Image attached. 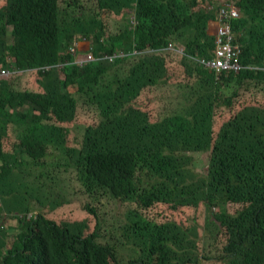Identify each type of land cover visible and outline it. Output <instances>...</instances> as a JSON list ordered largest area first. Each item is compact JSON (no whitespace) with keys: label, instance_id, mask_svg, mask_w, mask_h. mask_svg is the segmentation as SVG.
<instances>
[{"label":"trees","instance_id":"1","mask_svg":"<svg viewBox=\"0 0 264 264\" xmlns=\"http://www.w3.org/2000/svg\"><path fill=\"white\" fill-rule=\"evenodd\" d=\"M80 1L0 0V66L25 74L22 89L0 79V264H201L193 228L162 218L200 201L220 251L201 260L264 264V0H94V14ZM228 5L241 69L217 74L201 61ZM129 10L112 32L108 17ZM81 37L94 56L83 63L69 52ZM154 86L188 89L183 111L151 120L138 99ZM219 111L230 115L217 124ZM189 152L209 153L203 178ZM72 175L84 195L132 205L119 245L94 205L64 206Z\"/></svg>","mask_w":264,"mask_h":264},{"label":"rangeland","instance_id":"2","mask_svg":"<svg viewBox=\"0 0 264 264\" xmlns=\"http://www.w3.org/2000/svg\"><path fill=\"white\" fill-rule=\"evenodd\" d=\"M81 7L80 11L84 13H96L97 6L94 0H81L80 1ZM60 5H65L64 1H60ZM65 7V6H64ZM69 9V8H68ZM133 13L132 11H127L125 20L123 21H114V19L108 17L109 19V29L112 32H117L119 29L124 27V24L127 21L133 20ZM181 48V47H179ZM177 68H180L177 63ZM180 76L178 77L179 80H182V72H178ZM12 74V72H11ZM24 77L25 74L22 73H15L9 76L8 78L14 82L18 88L22 89L24 87ZM150 90V91H149ZM152 90V91H151ZM189 90L179 87V86H157L152 87L146 90L142 94V96L138 99L141 100L139 102V107L146 111L150 115V119L153 121H159L161 119L170 117L173 113L179 114L183 111L185 102H180L181 98L187 95ZM79 112L85 116H88L90 120H96V112L87 108V106L83 105L82 103L79 104L78 108ZM219 111L215 121L217 124H220L223 120L229 117V113H225L223 111L221 114ZM216 130V125H215ZM73 132L80 138L81 134L83 133V126H76ZM189 156L192 157V164L191 170L193 172L192 178L197 180L198 177L203 178L207 174L208 163H209V153L208 152H189ZM198 174V175H197ZM72 187L70 189V193L67 197L68 200H72L69 203H66L64 206H70L71 208H78L79 210L85 211V204L89 202L90 205H94L95 209L98 214H100L104 218V227L108 229V233L106 236H111L112 241L119 245L120 242H123L120 235L121 232V225L123 223V218L125 216L126 211L129 209V206L132 207L130 204H122L117 203L115 200H108L103 198L100 202L95 198H90L88 194L84 195L80 190L79 185L74 180V175H72ZM203 194V190L201 191ZM128 207V208H127ZM242 208L241 204L230 203L227 205L226 209L229 213L234 214L238 210ZM32 209L35 212H39L40 208L39 205L33 204ZM165 209L162 210V218L163 219H171L172 221L178 222L180 225L189 226L192 229L193 235L192 239L195 241V245H197V250L195 247L196 252L200 253L199 261L201 264H211L208 259H202L203 257L216 259L218 257V251L216 247V240H215V231L213 227L206 226L208 217L211 216L212 212H210L205 203L200 201L199 204L195 207H186L183 210L173 216V214L169 213L168 211L165 212ZM217 211V208L214 209ZM87 211V210H86ZM54 212L62 213L60 208H56L51 211V214ZM6 213H2V217L0 214V222L4 220ZM106 222V225H105ZM8 226L14 227L19 229V224L17 219H14L9 216L8 218ZM186 228L185 226H183ZM0 228H4L2 223L0 224ZM198 231H197V230ZM203 231V232H202ZM104 236H103V239ZM197 241V244H196ZM220 252V251H219ZM213 264H216L213 261Z\"/></svg>","mask_w":264,"mask_h":264},{"label":"built area","instance_id":"3","mask_svg":"<svg viewBox=\"0 0 264 264\" xmlns=\"http://www.w3.org/2000/svg\"><path fill=\"white\" fill-rule=\"evenodd\" d=\"M217 26L212 55L207 60H202L207 68L214 70L217 74L221 72L235 71L241 69L238 62V50L232 45L231 19L238 17V10L233 5L222 7L216 14ZM91 57L90 55L88 56ZM9 74L6 68L0 69V77Z\"/></svg>","mask_w":264,"mask_h":264},{"label":"clouds","instance_id":"4","mask_svg":"<svg viewBox=\"0 0 264 264\" xmlns=\"http://www.w3.org/2000/svg\"><path fill=\"white\" fill-rule=\"evenodd\" d=\"M235 7V6H234ZM236 8V7H235ZM237 9V8H236ZM238 10V9H237ZM216 14V13H215ZM240 13H239V10H238V17H239ZM237 17V18H238ZM237 18H234V19H237ZM233 19V20H234ZM215 20H216V26H217V17L215 15ZM131 21V20H130ZM131 22H134V20H132ZM214 35H216V27H215V30L213 32ZM78 41H84V42H87V47H85V45H83L82 48H78L77 47V42ZM167 50H171V51H174V52H177V53H180L181 52V48H175V47H172L171 45H168L167 47ZM69 52L71 54L74 55L75 57V61L76 62H79V63H83L87 60H92L94 58V56L92 55V52L90 51V42L86 39H84L83 37L79 38L78 40L75 41L74 44H72L70 47H69ZM135 52V51H133ZM91 56L90 58L88 56ZM117 55H122V52H118V53H112V54H109V55H106L108 57V59L110 60H114L116 58ZM239 62V61H238ZM2 68H6L8 71H9V74L4 76V77H0V79H9L8 77L11 76L12 74L15 75V73H22L24 72L23 70H11L10 68L8 67H1L0 66V69ZM212 71V70H211ZM12 72V74H11ZM229 72V71H228ZM235 72V71H234Z\"/></svg>","mask_w":264,"mask_h":264},{"label":"crops","instance_id":"5","mask_svg":"<svg viewBox=\"0 0 264 264\" xmlns=\"http://www.w3.org/2000/svg\"><path fill=\"white\" fill-rule=\"evenodd\" d=\"M215 27H216V20H215V17H214L212 20H209V22H208V28H209L208 30L209 31L210 30L214 31ZM83 45H85V47H87V42H84V41H78L77 42V47L78 48H82Z\"/></svg>","mask_w":264,"mask_h":264}]
</instances>
